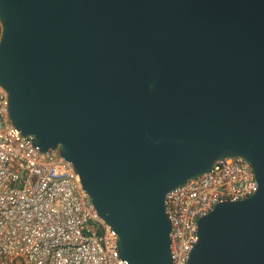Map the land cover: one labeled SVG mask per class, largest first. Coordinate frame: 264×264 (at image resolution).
<instances>
[{
	"label": "water",
	"instance_id": "obj_1",
	"mask_svg": "<svg viewBox=\"0 0 264 264\" xmlns=\"http://www.w3.org/2000/svg\"><path fill=\"white\" fill-rule=\"evenodd\" d=\"M9 118L79 175L128 264H170L165 197L226 157L259 184L188 264H264V0H0Z\"/></svg>",
	"mask_w": 264,
	"mask_h": 264
},
{
	"label": "built area",
	"instance_id": "obj_2",
	"mask_svg": "<svg viewBox=\"0 0 264 264\" xmlns=\"http://www.w3.org/2000/svg\"><path fill=\"white\" fill-rule=\"evenodd\" d=\"M8 106L0 87V264H128L71 163L58 150L40 152L13 125ZM258 189L251 163L236 156L169 192L170 264H188L201 218Z\"/></svg>",
	"mask_w": 264,
	"mask_h": 264
},
{
	"label": "trees",
	"instance_id": "obj_3",
	"mask_svg": "<svg viewBox=\"0 0 264 264\" xmlns=\"http://www.w3.org/2000/svg\"><path fill=\"white\" fill-rule=\"evenodd\" d=\"M0 38H1V31H0Z\"/></svg>",
	"mask_w": 264,
	"mask_h": 264
}]
</instances>
